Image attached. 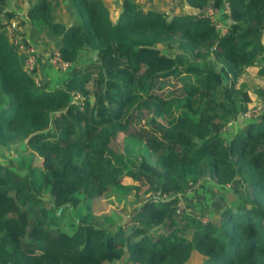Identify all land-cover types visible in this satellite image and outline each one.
<instances>
[{"label": "trees", "instance_id": "16d2710c", "mask_svg": "<svg viewBox=\"0 0 264 264\" xmlns=\"http://www.w3.org/2000/svg\"><path fill=\"white\" fill-rule=\"evenodd\" d=\"M51 1L27 15L58 37L69 63L55 67L58 86L40 80L37 55L25 71L5 31L13 14L0 24V147L28 150L0 165V264H189L193 253L199 264H264V112L244 118L252 95L264 106V0H180L226 1L222 33L134 0H67L64 25ZM82 49L92 56L77 64ZM203 178L240 192L213 220L177 213L178 195ZM130 191L120 223L92 209ZM79 197L89 211L61 224Z\"/></svg>", "mask_w": 264, "mask_h": 264}, {"label": "rangeland", "instance_id": "374dc122", "mask_svg": "<svg viewBox=\"0 0 264 264\" xmlns=\"http://www.w3.org/2000/svg\"><path fill=\"white\" fill-rule=\"evenodd\" d=\"M107 4L109 3L114 9L117 8L118 2L113 0H104ZM135 1V0H134ZM136 2V1H135ZM184 2L181 1V4ZM108 4V5H109ZM141 4V3H140ZM158 6L157 9L165 13V16L169 18L175 13H183V10L180 8L182 5H179L177 1L173 0H161L159 3H156ZM156 4H153L156 5ZM109 5V6H110ZM144 5V4H142ZM145 6V5H144ZM179 6V7H178ZM196 14V12L194 13ZM227 22V21H226ZM221 23V22H220ZM222 26H225L221 23ZM264 32V30H263ZM23 35V34H22ZM25 37V36H24ZM27 40V39H26ZM35 51V54L38 56L36 47L32 42L26 41ZM264 42V34H263ZM56 50H53L47 56H52V53H56ZM50 64V63H49ZM52 65V64H50ZM53 66V65H52ZM54 67V66H53ZM36 77H34L35 79ZM35 83V82H34ZM90 87V83L87 84ZM263 97V96H261ZM260 99L256 95L251 96V101L248 104L249 110L246 113L244 118H253L257 117L260 112H264V106ZM239 117L236 121L231 122L227 125L224 134L229 136L233 133L235 128L242 126L245 123V119ZM121 136V135H120ZM120 138V137H119ZM28 150L24 147L23 142L16 143L9 147H0V165L7 164L10 159H14L16 156H27ZM240 192V187L233 183L228 184L224 187L212 183L209 179L203 178L199 180L196 184L189 187L186 193L178 195V202L182 209V213L193 214L201 219V221H207L210 219H215L218 212L223 208L228 202L236 198V194ZM43 198L48 201L47 207L49 214H54L56 211L55 206L52 204L50 197L43 192ZM133 201L132 192L121 196V198H115L111 193H104L96 204L93 205L92 209L99 215H109L110 219L114 223H120L123 219L128 216L131 208L135 206ZM90 206L84 203L79 197V202L75 207H64L62 211L61 224L68 221L75 220L81 217L82 214L89 211ZM60 210V209H59ZM58 210V211H59ZM200 256L196 253H193L190 257L189 264H199ZM118 264H127L126 259L123 257Z\"/></svg>", "mask_w": 264, "mask_h": 264}, {"label": "crops", "instance_id": "0c3cea01", "mask_svg": "<svg viewBox=\"0 0 264 264\" xmlns=\"http://www.w3.org/2000/svg\"><path fill=\"white\" fill-rule=\"evenodd\" d=\"M37 0H0V24H5L4 14L11 12L13 18L15 19L22 30L23 36L29 42H32L36 47L39 59V70L38 77L40 80L44 81L47 85V88H52L61 84L62 80L65 78V71L57 70L55 67L49 64L47 61V54L53 50L58 49L60 45L58 37L52 35L49 31L45 29H39L33 25L30 21L27 11L29 7L34 4ZM104 1V0H103ZM120 2L121 0H113ZM141 4H145L150 7L157 8L156 3H159L161 0H135ZM177 1L179 5H182L180 8L183 10V13L194 14L196 12L195 8H192L185 3L181 4L180 0ZM51 5V17L54 21H58L66 25L68 22H71V10L67 0H52ZM105 4H107L104 1ZM109 4V3H108ZM107 4V5H108ZM153 4H156L153 6ZM110 5V4H109ZM111 7V5H110ZM179 7V6H178ZM225 12H223L224 14ZM220 16V12L218 14ZM225 22L227 19H224ZM9 21V20H8ZM5 31L7 33L6 27ZM58 52V51H57ZM91 54V51L88 49H82L78 53L77 64L80 63L83 59H87ZM92 56V54H91ZM72 65V64H71Z\"/></svg>", "mask_w": 264, "mask_h": 264}, {"label": "built area", "instance_id": "2783aa9c", "mask_svg": "<svg viewBox=\"0 0 264 264\" xmlns=\"http://www.w3.org/2000/svg\"><path fill=\"white\" fill-rule=\"evenodd\" d=\"M226 12L227 11V2H223L222 9L216 8L212 6L211 3L203 6L200 9H196V16L201 17V18H206L209 20L210 24L217 30H219L221 33L225 31V27H223L220 22L217 19V16L219 12ZM7 34L10 38L11 43L14 45L17 51L20 53L25 54V58L23 59V65L25 71L29 72L34 65L35 61V51L32 48L31 45H29L27 42L25 43L24 41L21 40L22 37V30L19 25V23L15 19H10L8 21V24L5 25ZM48 62L52 64L54 67H58L62 70H65L68 66L69 63L63 61L59 53H52V56H47ZM35 85L39 86V79L38 77L34 79ZM182 207L179 204H176V212L177 213H182L181 211Z\"/></svg>", "mask_w": 264, "mask_h": 264}]
</instances>
